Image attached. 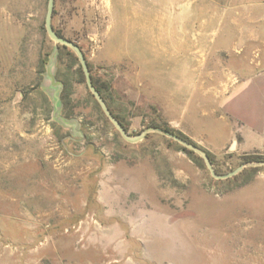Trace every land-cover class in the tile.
I'll use <instances>...</instances> for the list:
<instances>
[{
	"label": "rangeland",
	"instance_id": "1",
	"mask_svg": "<svg viewBox=\"0 0 264 264\" xmlns=\"http://www.w3.org/2000/svg\"><path fill=\"white\" fill-rule=\"evenodd\" d=\"M144 1L112 0L107 17V2L56 0L53 25L81 46L131 134L171 128L208 151L219 173L260 161L249 156L264 159V135L256 146L225 135L252 124L264 134V79L214 99L218 81H192L190 28L179 32L171 15L146 17ZM204 3L212 13L189 20L213 68L254 70L251 45L238 51L242 15L224 12L227 0ZM47 5L0 0V264H264V165L218 179L198 153L161 132L127 141L88 87L76 51L48 34ZM253 5L264 54V9ZM146 43L166 47L158 83L141 81V67L128 61Z\"/></svg>",
	"mask_w": 264,
	"mask_h": 264
},
{
	"label": "crops",
	"instance_id": "2",
	"mask_svg": "<svg viewBox=\"0 0 264 264\" xmlns=\"http://www.w3.org/2000/svg\"><path fill=\"white\" fill-rule=\"evenodd\" d=\"M110 1L112 0H101V4L107 2V5L105 4L104 6L105 15L108 12ZM123 1L128 2L129 0ZM193 1L196 0H172L173 4L166 5L164 3L165 0H148L147 3L144 1L140 6V11L142 14L146 15V17L155 15L157 18L161 17L164 19L166 16L171 15V17L176 20L175 27L178 28L179 32L183 31L184 33L187 26L190 28V30L188 29V32H190V34L192 33L193 37H190L187 49L189 51L188 55L194 57L192 63L189 64V69L192 73V81H218L219 85L214 86L215 89L213 90L215 94L213 96L214 99L220 100L228 98L232 94H236L235 92L237 90L239 92L240 90L241 92H244L246 89L248 90V88L254 82L264 79V68H262V65H264V54L262 53L261 46L259 45L262 40V33L260 28L254 27L252 25L254 23L253 18L256 15L253 3H259L257 8L264 9V7L261 6L262 3L264 4V0H227V4L223 8L224 12H228L231 9L232 11H236L239 16L242 15L244 18V24L239 27L240 34H242V39L240 46L238 47V51L243 52L251 45V50L254 57L253 63L255 65V69L249 70L244 76H242L240 73L237 74L234 72L228 74L227 71L224 74L222 71L220 74H218V72H216V70L213 68L214 66L218 67V65L217 63L214 64V61L209 59L207 47L202 45L200 42H197L196 24L194 23L192 25L193 30H191V20H189L191 17H195L198 11L211 14L214 6L211 4H205L204 2L212 3L213 0H202L203 4H201L199 7L196 5V3L192 4L191 2ZM257 15L259 16V14ZM185 44V42L177 43L174 45V48L180 52L182 48H185ZM165 48V44L163 43H146L128 53V61L131 62L132 65H139L141 67L140 73L144 76L143 80L141 81H147L151 83L159 82L157 79V70L159 67V61L164 56ZM221 67L225 68V66L222 65ZM241 82L246 83V85L239 89ZM227 106L229 105H226V107ZM228 111L230 110L228 109ZM236 116L237 118H240V116ZM261 121L264 122V118H262ZM225 132L226 138H234L237 133L241 134V136L249 140L247 141V145L251 146H256V141L264 135L261 133L260 128L253 124L251 126L247 125L238 127L237 129H226Z\"/></svg>",
	"mask_w": 264,
	"mask_h": 264
},
{
	"label": "water",
	"instance_id": "3",
	"mask_svg": "<svg viewBox=\"0 0 264 264\" xmlns=\"http://www.w3.org/2000/svg\"><path fill=\"white\" fill-rule=\"evenodd\" d=\"M55 1L56 0H48V5H47V13L45 17V26L48 34L50 37L55 40L57 43H60L65 46L72 47L81 62V65L83 67L85 76H86V82L88 87L90 88L91 92L94 94L96 99L98 100L99 104L101 105L103 111L107 115V117L111 120V122L114 124V126L119 130L121 135L129 142L136 143L139 142L147 137V135L150 132H161L172 139L178 141L182 145H184L186 148L198 153L205 161L207 167L209 168L211 174L218 178V179H226L229 177H232L236 174H238L240 171H242L247 165H252V166H259V165H264V160H260L257 162L253 163H242L238 167H236L234 170L229 171L227 173H219L216 171L214 164L208 154V152L200 147L199 145L189 141L188 139L180 136L179 134L172 132L170 130H167L163 127L160 126H148L145 129H143L140 133L137 134H131L122 124V122L116 117V115L111 111L110 107L108 106L106 100L104 99L103 95L101 92L98 90L96 85L93 82V78L91 75L90 67L86 58V55L81 48V46L76 43L75 41L60 35L54 28L53 25V15H54V9H55Z\"/></svg>",
	"mask_w": 264,
	"mask_h": 264
},
{
	"label": "trees",
	"instance_id": "4",
	"mask_svg": "<svg viewBox=\"0 0 264 264\" xmlns=\"http://www.w3.org/2000/svg\"><path fill=\"white\" fill-rule=\"evenodd\" d=\"M54 11H55V9H54ZM55 28V27H54ZM55 30H56V28H55ZM60 35H62V36H64L63 34H61L58 30H56ZM65 46V45H64ZM66 47H68V46H66ZM93 82H94V84L96 85V87L98 88V90L101 92V94L103 95V97H104V99L106 100V102L108 103V100H107V98H106V96H105V94L103 93V90L101 89V87L97 84V82L95 81V80H93ZM109 105V104H108ZM109 107H110V109H111V111L114 113V111L112 110V108H111V106L109 105ZM115 114V113H114ZM116 115V117L122 122V124L124 125V123H123V121L119 118V116L117 115V114H115ZM154 126H156V125H154ZM124 127H125V125H124ZM161 127V126H160ZM126 128V127H125ZM163 128H165V129H167V130H170V131H172V132H175V133H177V134H179L180 136H182V137H184V138H186V139H188L189 141H191L188 137H186V136H184L183 134H180V133H178V132H176V131H174L173 129H171V128H168V127H166V126H164ZM192 142V141H191ZM194 143V142H193ZM189 151H191V152H193L192 150H190V149H188ZM208 152V151H207ZM208 154H209V156H210V158H211V155H210V153L208 152ZM211 160H212V158H211ZM253 160H264L263 158H261V157H253V156H249V157H246L245 159H244V161L245 162H247V161H253ZM213 162V161H212Z\"/></svg>",
	"mask_w": 264,
	"mask_h": 264
}]
</instances>
